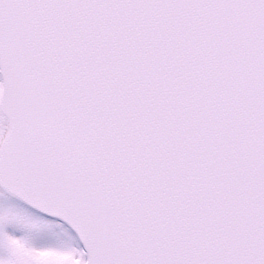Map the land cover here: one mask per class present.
Returning <instances> with one entry per match:
<instances>
[{
    "label": "water",
    "instance_id": "water-1",
    "mask_svg": "<svg viewBox=\"0 0 264 264\" xmlns=\"http://www.w3.org/2000/svg\"><path fill=\"white\" fill-rule=\"evenodd\" d=\"M0 76V186L89 264H264V0H0Z\"/></svg>",
    "mask_w": 264,
    "mask_h": 264
},
{
    "label": "rangeland",
    "instance_id": "rangeland-1",
    "mask_svg": "<svg viewBox=\"0 0 264 264\" xmlns=\"http://www.w3.org/2000/svg\"><path fill=\"white\" fill-rule=\"evenodd\" d=\"M6 124L0 116V140ZM71 231L0 190V264H85Z\"/></svg>",
    "mask_w": 264,
    "mask_h": 264
},
{
    "label": "bare ground",
    "instance_id": "bare-ground-1",
    "mask_svg": "<svg viewBox=\"0 0 264 264\" xmlns=\"http://www.w3.org/2000/svg\"><path fill=\"white\" fill-rule=\"evenodd\" d=\"M86 161H89V154L87 155ZM75 178H77L76 181L79 184H81L80 182H85L86 184L90 182V176L88 174L83 173V172L78 173Z\"/></svg>",
    "mask_w": 264,
    "mask_h": 264
}]
</instances>
